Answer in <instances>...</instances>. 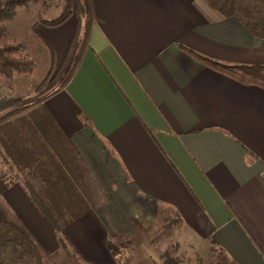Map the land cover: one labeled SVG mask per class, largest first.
Segmentation results:
<instances>
[{"label": "crops", "instance_id": "crops-1", "mask_svg": "<svg viewBox=\"0 0 264 264\" xmlns=\"http://www.w3.org/2000/svg\"><path fill=\"white\" fill-rule=\"evenodd\" d=\"M87 1L72 76L0 120V218L47 255H64L61 238L85 264H137L104 240L148 246L160 211L178 264H264V89L180 48L264 64V38L205 0ZM73 27L41 37L54 62ZM16 78L0 76V100L31 97Z\"/></svg>", "mask_w": 264, "mask_h": 264}, {"label": "trees", "instance_id": "trees-1", "mask_svg": "<svg viewBox=\"0 0 264 264\" xmlns=\"http://www.w3.org/2000/svg\"><path fill=\"white\" fill-rule=\"evenodd\" d=\"M206 3L222 17H234L242 27L252 36L264 38V0H205ZM21 0H0V22L13 15L14 7ZM74 17V27L58 68L53 69L54 55L50 47L48 50L49 70L47 75L35 86V91L47 90L45 95L60 90L72 76L79 62L81 53L86 43L91 23V10L87 0H66L59 14L50 19L42 20L48 27H55L63 23L68 17ZM4 27L0 24V76L11 78L14 74H28L32 69V60L25 54H20L21 45L10 43L3 36ZM187 54L197 59L209 68L229 76L240 84L256 85L264 89V64L226 63L200 54L188 47L181 46ZM66 73L56 84L63 68L67 65ZM53 87V88H52ZM51 88V89H50ZM37 99L34 96L23 99L18 97L0 100V111L8 108L0 115V120L15 113L24 105L31 104ZM24 103V105H22ZM264 181V172L262 175ZM59 247L63 250L65 258L71 264H85L73 251L68 250L61 238L58 239ZM110 256L114 257L123 241L118 242L106 238L103 243ZM160 264H178L179 259L166 252L160 256ZM50 255H47L35 241L29 231L16 218H0V264H48ZM152 264H157L152 262ZM219 264V263H214Z\"/></svg>", "mask_w": 264, "mask_h": 264}, {"label": "rangeland", "instance_id": "rangeland-1", "mask_svg": "<svg viewBox=\"0 0 264 264\" xmlns=\"http://www.w3.org/2000/svg\"><path fill=\"white\" fill-rule=\"evenodd\" d=\"M65 2L66 0H21L20 4L14 7L13 15L0 22L4 27L3 36L8 42L19 43L21 45L20 54H25L32 60L31 72L18 74V78L14 79L16 80V84L14 83L16 89L20 88V91L30 90L31 96L35 91L34 87L47 75L49 70L48 50L45 43L40 40L42 37L47 41L49 27L44 25L42 20H50L56 17ZM60 62V60L54 62L53 69L58 68ZM68 65L69 63L63 68L62 75L57 78L56 84L66 73ZM48 90H41L40 94L47 93ZM165 219L168 220L167 215L159 211V223L147 238L150 240L148 246H140L137 243L127 244L128 241H123V244H126L131 250L132 260L137 261V264H152V262L160 264L159 256L164 252L172 257H178L174 256L177 252L173 243L174 233L167 235L168 228L165 231ZM123 248L121 247L120 250L123 251ZM118 258L121 260V264H129V262L126 263L125 257L120 256ZM49 259L48 264H71V261L62 254L57 256L53 253Z\"/></svg>", "mask_w": 264, "mask_h": 264}]
</instances>
